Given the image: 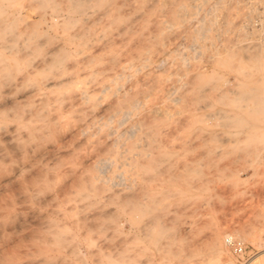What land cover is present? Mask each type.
I'll return each instance as SVG.
<instances>
[{"label":"rangeland","instance_id":"1","mask_svg":"<svg viewBox=\"0 0 264 264\" xmlns=\"http://www.w3.org/2000/svg\"><path fill=\"white\" fill-rule=\"evenodd\" d=\"M263 52L264 0H0V264H262Z\"/></svg>","mask_w":264,"mask_h":264},{"label":"bare ground","instance_id":"2","mask_svg":"<svg viewBox=\"0 0 264 264\" xmlns=\"http://www.w3.org/2000/svg\"><path fill=\"white\" fill-rule=\"evenodd\" d=\"M73 1H74V0H73ZM84 5H85V4H84ZM84 7H85V6H84ZM84 7H82V8H84ZM80 9H81V8H80ZM261 57H262V59L264 60V52H263V54H262ZM53 64H54V63H53ZM1 66H2V65H1ZM2 69H3V68H2ZM0 70H1V69H0ZM0 72H1V71H0ZM3 73H4V72H3ZM1 74H2V73H1ZM9 81H10V80H9ZM51 85H52V84H51ZM59 85H60V84H59ZM49 87H50V86H49ZM84 95H85V94H84ZM82 96H83V95H82ZM7 106H8V105H7ZM20 109H21V108H20ZM22 110H23V109H22ZM0 112H1V111H0ZM14 112H15V111H14ZM30 113H31V112H30ZM28 115H29V114H28ZM15 117H16V116H15ZM19 117H20V116H19ZM3 129H4V128H3ZM0 131H1V130H0ZM6 133H7V132H6ZM35 137H36V136H35ZM2 138H3V137H2ZM6 139H7V138H6ZM14 139L16 140V138H14ZM17 140H18V139H17ZM18 144H21V142H20V143L18 142ZM28 190H29V189H28ZM32 191H33V190H32ZM32 194H33V193H32ZM125 203H126V202H125ZM144 227H145V226H144ZM144 227H143V228H144ZM145 229H146V227H145ZM145 229H144V230H145ZM140 230H141V229H140ZM145 231H146V230H145ZM140 232H141V231H140ZM142 232H143V230H142ZM142 232H141V233H142ZM147 232H148V231H146V233H147ZM144 234H145V233H144ZM144 234H143V235H144ZM148 235H150V234H148ZM144 236H145V235H144ZM145 237H147V234H146ZM150 237H151V236H150ZM150 237L148 236L149 239L146 238V239H144V240H147V239H148V241H149V240H150ZM143 238H144V237H143ZM135 239H137V238H135ZM135 239H134V242H135ZM140 239H141V238H140ZM137 241H139V238H138ZM137 241H136V242H137ZM132 242H133V241H132ZM141 242H143V241H141ZM138 243H140V242H138ZM126 244H127V243H126ZM126 244H124V245H126ZM215 245H216V244H215ZM127 246H128V245H127ZM127 246H126V247H127ZM124 247H125V246H124ZM220 247H221V246H220ZM130 248H132V247H130ZM218 248H219V246H218ZM122 250H123V249H122ZM127 250L129 251L130 249L127 247L125 250H123V252L125 251L126 253H128ZM219 250H220V248H219ZM117 251H118V250H117ZM135 251H136V249H135ZM115 252H116V251H114V253H115ZM123 252H121V250H120V253L123 254ZM125 252H124V253H125ZM131 252H132V251H130V253H131ZM138 252H139V250H137V253H136V254H133V255H131V254H129V253H128V254H125L126 256L129 255L127 258H126L125 255H124L125 257L123 258V257H122L123 255L121 256L120 253H119V255H118V254L116 255V254L113 253L114 255H116V256H114V255H113V256H114V258L117 257V256L122 257L121 259H123V261H122L121 259H120V260L123 262V264L125 263V261H124L125 259H126V261H127V260L129 261V264H159V263L156 262L157 259H158L156 255H153V254H152V255H149V256H147V257H144L143 259H141V257H142V256H141L140 259H139V257H138ZM139 254H140V253H139ZM140 255H141V254H140ZM118 259H119V258H118ZM116 261H117V258H116L115 262H116ZM118 262H120V261H117V263H118ZM120 263H121V262H120ZM120 263H119V264H120ZM121 264H122V263H121ZM125 264H128V263H125ZM262 264H264V260L262 261Z\"/></svg>","mask_w":264,"mask_h":264},{"label":"built area","instance_id":"3","mask_svg":"<svg viewBox=\"0 0 264 264\" xmlns=\"http://www.w3.org/2000/svg\"><path fill=\"white\" fill-rule=\"evenodd\" d=\"M224 246L238 258L242 257L246 251V246L244 243L231 236H228L224 239Z\"/></svg>","mask_w":264,"mask_h":264}]
</instances>
